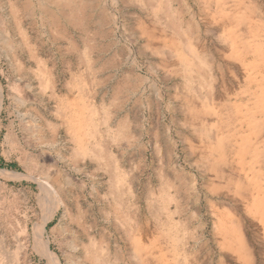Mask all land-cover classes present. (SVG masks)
Returning a JSON list of instances; mask_svg holds the SVG:
<instances>
[{
    "label": "rangeland",
    "instance_id": "1",
    "mask_svg": "<svg viewBox=\"0 0 264 264\" xmlns=\"http://www.w3.org/2000/svg\"><path fill=\"white\" fill-rule=\"evenodd\" d=\"M250 1L162 0L156 11L155 0H73L80 24L46 0H0V169L10 172L0 176V197L11 207L7 251L21 250L19 264H50L22 233L40 218L41 185L30 177L41 174L62 175L74 216L61 208L47 226L61 223L51 245L64 264H84L90 240L110 264H264L254 207L264 206V64L247 43ZM254 1L264 29V0ZM187 38L201 61L192 73L180 57ZM81 93L96 109L98 141L124 173L119 204L107 160L76 155L61 114V103ZM26 160L40 165L26 168Z\"/></svg>",
    "mask_w": 264,
    "mask_h": 264
},
{
    "label": "bare ground",
    "instance_id": "2",
    "mask_svg": "<svg viewBox=\"0 0 264 264\" xmlns=\"http://www.w3.org/2000/svg\"><path fill=\"white\" fill-rule=\"evenodd\" d=\"M46 1L47 2H45V4L46 3H49V4L52 3V4H56L58 7H62L64 9H69L70 12H71V15L74 14V13H77L78 15L75 14L76 17H74V16H70V17L73 18L76 22H79L80 24L82 23V19H81L82 17L80 18L79 13L76 12L77 9L73 8V6H74L73 0H46ZM254 2H255L254 0H253V2L250 1V3H251L250 11H251L252 16H251V18L249 20V33H250V37L249 38L252 39V41H248L247 43H249V42L251 43V44H248V45H249L250 49L253 51V54H255V56H257V58L260 61H262V63L264 64V48H263L264 47V39L260 38L261 36L259 35L260 32H261V29L263 30V32H264V29H263V25L260 23L261 20H262L261 17L258 18L257 20H254V18L257 16L256 14L260 15V13H259L260 12L259 11L260 7H259L258 4L254 3ZM148 3H149V1H148ZM163 3H162V0H158V1L155 0V3L153 2L154 8H152V9L156 8L155 9L156 11H158V9H161V7L163 9ZM167 3H168V1H167ZM164 4H165L164 8L167 9V11H169V10L171 11V7H169V3L168 4L164 3ZM79 10H81V7H80ZM167 11H166V13H167ZM159 12H160V10H159ZM173 13H174V11H173ZM175 14H177V13H175ZM173 21L174 20L172 19V24H173L172 26L174 28H176L177 30L178 29L180 30V25L178 24V21L175 20L176 21L175 23ZM152 30L155 32V30L153 28H152ZM151 34H152V32H151ZM187 34H190V29L187 30ZM249 38H248V40H249ZM236 41L235 42L233 41V46H236L235 45ZM185 46L186 47H185L184 51L180 50L181 52H184V54L182 53L180 55L181 60H182L181 62L183 63L182 67H184L185 71H187L188 73H192L194 63H197V62L200 61V56L198 55L195 47L193 46V43L191 42V40L189 38H187ZM90 48L91 47L89 45V49ZM177 51H179V49ZM88 55H89V52L87 53V55L84 54V56H86L85 58H88L89 57ZM177 55H178V53H177ZM37 62H38V66H39V69H40L41 73L44 76L45 75L47 76L48 73L46 71V66L43 63V61L42 60H37ZM262 78H264V76H262ZM48 85H49V81L47 83L44 82V87L48 88L49 87ZM79 85L82 86V87H85L84 84H79ZM82 92H84V91L82 90ZM85 98H86V96H84V94L81 93L72 103L63 100L65 102L61 103V108H62L61 114L64 117L67 129L71 132L73 141L75 142V144L80 149L82 148V150H79V148H77L78 151H76L75 154L79 155L84 160L87 157L88 158L90 157V159L95 160V161L98 160V158L99 159L101 158V160H103V161L107 160L108 166H109V170L111 171V175H112L111 184L113 185L112 187L114 189L113 193H114L115 197L118 198L117 199V204H119L120 197L123 195L124 192L121 193L118 187L120 185H123L124 188H125L126 179H125V176L123 175L124 173L122 174L120 172V170H119V168H118V166H117V164L115 162V159H113L115 157L113 156L112 153L109 152L108 146L105 145L104 143L100 144L101 142H103V140L98 141L97 138L98 137H100V138L102 137L101 135L103 133V130H102L101 125L99 126L98 124H96V122H93L95 117L92 118V116H94L93 113H94V110H96V109H95L94 105L88 104V102H86L84 100ZM2 102H3V95H2V91H0V108L2 106ZM91 111H92V113H91ZM101 119H102L101 121H103L101 123L104 126H106V129L108 131H110L111 129L109 128V118L107 119L104 116V119L103 118H101ZM126 127L127 126H126L125 123L118 124V126L114 130V136L113 137H115L116 139L123 138V136H125L124 133H125ZM110 132H112V130ZM109 135H111V134H109ZM105 137H107V136H105ZM91 138H94L95 139L94 142L97 143V145H96L97 147L96 148L94 146L96 143H93L94 145L90 143L91 146L93 145L95 149L92 148L91 146H89L90 144L88 143V140L91 139ZM109 138L108 139L105 138V139L109 140ZM111 139L112 138H110V140ZM114 139L112 141H114ZM106 142H108V141H106ZM87 147H89V148H87ZM77 160L78 159L75 160L76 163H77ZM30 161L33 164H30V163L26 164L27 160L24 161L25 162L24 166L26 168L30 169L31 166L33 167L34 164L40 165V161H38V160H30ZM79 161H81V160H79ZM82 162H84V161L82 160ZM102 165L104 167H105V165L107 166V164L104 165V163ZM35 167H37V166L34 165V168ZM9 173L10 172H8L7 170L5 171V170H1L0 169V176L2 175L4 177H7V175ZM44 174H47V172L44 173ZM40 176H42V174L39 175V177L38 176H31L30 177L31 180H35V181L39 182L40 185H41L40 193H39V195L37 197L38 198L37 202H39L37 204H39V208L41 209L40 218L36 222H32L31 221L32 222L31 225H29V221L26 222V226H24L21 223L24 226V229H23V232L22 231H20V232H22L23 234L25 233L26 235H28L29 242L31 243L33 241V248L37 251V253H39V254H41L43 256L42 258L47 259L46 261H48V263H50V264H64L63 260H62L63 257L61 258L60 253H57L56 251L52 250V245H51V243H53L52 242L53 240L51 239V236L56 232V230L58 228H60L61 223L58 224L56 227L52 228L51 232L48 231L47 226H48V224L50 222H52L56 218V216H57V214H58V212H59V210L61 208H64L62 210H65V214L63 216L64 218L66 216H69V217L71 215H72V217H74V216H73V214H71L72 213L71 209L68 208L69 205H67V203L63 200V198L61 196V192L60 191H61V184L62 183L58 184L59 183L58 181L60 180V178H61L60 176H62V175L61 174H59V175L57 174V175H52L51 176V175L47 174L45 177H40ZM15 178H21L22 179V177L20 175L18 177H15ZM69 181L66 182V185L70 186L72 182L70 181L71 182L70 183ZM124 190H127V188L124 189ZM254 204H255L254 205L255 209L257 207V210H258V207H259V210H262L261 219H262V222H263V225H264V206L261 205L262 204V200H261V202L255 200ZM7 207H8L7 206V198L0 197V264H19V255H20L19 252L21 250L18 249L19 251H17V248H18L17 247L16 248V252H12L13 254H9V252L7 251V244H8V239H9V235L8 234H10L9 231H10V228H11V225H10V215H11V213H10V210H9V209H11V207L10 206H9V208H7ZM18 212H19V210H18ZM12 214H14V213H12ZM21 214L19 216L23 215V214L22 215ZM14 215H16V214H14ZM14 215H13V219L16 218V216L14 217ZM24 217L25 216L23 215V218ZM72 217H70V219L75 221ZM75 218H76V216H75ZM25 219H27V218H25ZM77 221H78V218H77ZM230 223L233 224V230L235 232L234 235H235L238 247H240V249L243 250L245 248L244 245H243L244 241L242 240L241 234H240L239 229H238V225L233 219H230ZM223 225L225 227H228L230 224L229 225L223 224ZM61 230L62 229H60V231ZM20 244H21V242H19L18 246H19V248H22L23 244H22V246H20ZM26 245L28 246V243ZM83 247H84V250L86 251V257H85L86 259H85L84 264H87L88 262H89V264H110L109 260H108V258L106 256V252H105L104 248L100 244H97V243L93 242L92 240H90L89 244H87V245L85 244ZM92 251H93V253H91ZM24 262H26V261H24ZM65 262H66L65 264H73V260H71V259H67Z\"/></svg>",
    "mask_w": 264,
    "mask_h": 264
}]
</instances>
